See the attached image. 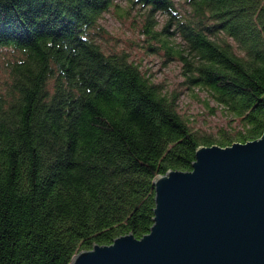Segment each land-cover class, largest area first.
I'll use <instances>...</instances> for the list:
<instances>
[{
	"label": "trees",
	"instance_id": "1",
	"mask_svg": "<svg viewBox=\"0 0 264 264\" xmlns=\"http://www.w3.org/2000/svg\"><path fill=\"white\" fill-rule=\"evenodd\" d=\"M116 1L0 0V48L18 53L0 83V264H68L140 238L156 175L190 169L200 145L264 132V0H123L145 9L142 34L181 62L184 84L238 119L215 133L191 127L179 94L125 52L102 50L94 36Z\"/></svg>",
	"mask_w": 264,
	"mask_h": 264
},
{
	"label": "water",
	"instance_id": "2",
	"mask_svg": "<svg viewBox=\"0 0 264 264\" xmlns=\"http://www.w3.org/2000/svg\"><path fill=\"white\" fill-rule=\"evenodd\" d=\"M152 225L94 244L68 264H264V132L200 145L188 170L154 177Z\"/></svg>",
	"mask_w": 264,
	"mask_h": 264
},
{
	"label": "rangeland",
	"instance_id": "3",
	"mask_svg": "<svg viewBox=\"0 0 264 264\" xmlns=\"http://www.w3.org/2000/svg\"><path fill=\"white\" fill-rule=\"evenodd\" d=\"M119 6L112 7L102 13L99 24L104 29L103 35H95V40L106 53L125 52L129 60L137 64L140 70L161 85L164 91H175L178 95L177 107L179 113L193 128L207 133H215L220 128L227 130L238 127V119L231 120L230 116L218 107L212 100L206 103L205 92L187 87L181 75V62L169 59L163 49L150 48L147 38L142 34L145 9L139 5H128L123 0L116 1ZM180 10L185 8L182 0H176ZM157 20L156 28L166 22L167 16L154 12ZM239 53L236 44L227 38ZM179 42V37L174 39ZM153 45H156L153 42ZM18 53L10 47L0 48V83L6 78L5 67ZM213 108V110H211Z\"/></svg>",
	"mask_w": 264,
	"mask_h": 264
}]
</instances>
